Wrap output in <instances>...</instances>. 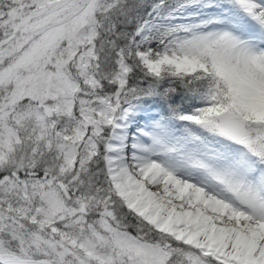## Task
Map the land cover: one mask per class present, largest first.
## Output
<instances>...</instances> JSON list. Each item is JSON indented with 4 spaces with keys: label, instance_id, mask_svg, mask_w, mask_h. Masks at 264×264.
<instances>
[{
    "label": "snow or ice",
    "instance_id": "snow-or-ice-1",
    "mask_svg": "<svg viewBox=\"0 0 264 264\" xmlns=\"http://www.w3.org/2000/svg\"><path fill=\"white\" fill-rule=\"evenodd\" d=\"M0 264H264V0H0Z\"/></svg>",
    "mask_w": 264,
    "mask_h": 264
}]
</instances>
